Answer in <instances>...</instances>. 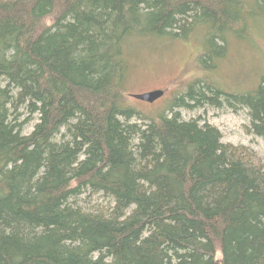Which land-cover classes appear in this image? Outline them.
I'll return each mask as SVG.
<instances>
[{
  "label": "trees",
  "instance_id": "obj_1",
  "mask_svg": "<svg viewBox=\"0 0 264 264\" xmlns=\"http://www.w3.org/2000/svg\"><path fill=\"white\" fill-rule=\"evenodd\" d=\"M252 1L0 0V264H264V163L177 109L246 108L264 137V76L153 117L125 91L126 48L199 29L215 60Z\"/></svg>",
  "mask_w": 264,
  "mask_h": 264
},
{
  "label": "rangeland",
  "instance_id": "obj_2",
  "mask_svg": "<svg viewBox=\"0 0 264 264\" xmlns=\"http://www.w3.org/2000/svg\"><path fill=\"white\" fill-rule=\"evenodd\" d=\"M250 0V5L252 4ZM249 6V7H251ZM247 35L242 38L230 32L226 38V53L215 60L204 57L208 45L202 31L197 29L187 39L143 41L126 48L130 71L126 78L127 104L139 113L153 117L168 109L174 92L197 80L206 79L227 93H244L255 89L264 76V14L248 18ZM209 52V51H208ZM217 60V61H216ZM216 61L215 66L211 67ZM164 90V96L149 102L136 97L152 90ZM173 93V94H172ZM188 120L201 117V123L216 126L223 141L244 145L254 150L264 163V137L248 134L245 125L250 123L246 108L234 109L225 105H206L200 108H177ZM38 121V116L26 124L24 134H29ZM94 197L93 202H103Z\"/></svg>",
  "mask_w": 264,
  "mask_h": 264
},
{
  "label": "water",
  "instance_id": "obj_3",
  "mask_svg": "<svg viewBox=\"0 0 264 264\" xmlns=\"http://www.w3.org/2000/svg\"><path fill=\"white\" fill-rule=\"evenodd\" d=\"M163 93L164 92L162 90H154V91H148L142 94H136V97L144 101L153 102L157 100L158 98H160L163 95Z\"/></svg>",
  "mask_w": 264,
  "mask_h": 264
},
{
  "label": "flooded vegetation",
  "instance_id": "obj_4",
  "mask_svg": "<svg viewBox=\"0 0 264 264\" xmlns=\"http://www.w3.org/2000/svg\"><path fill=\"white\" fill-rule=\"evenodd\" d=\"M156 90H160V89H156ZM152 91H154V90H152ZM162 91L164 92V90H162ZM183 92H184V88H183L182 90L177 89V90L174 92V95H176L177 93H178L177 95H180V94L183 93ZM172 94H173V93H172ZM177 95H176V96H177ZM163 96H164V93H163V95H162L161 97H163ZM161 97H160V98H161ZM174 97H175V96H174ZM160 98H158V99H160ZM158 99H157V100H158ZM155 101H156V100H155Z\"/></svg>",
  "mask_w": 264,
  "mask_h": 264
}]
</instances>
